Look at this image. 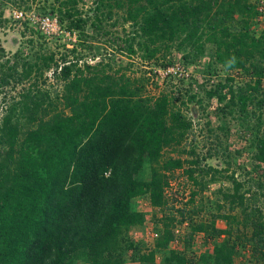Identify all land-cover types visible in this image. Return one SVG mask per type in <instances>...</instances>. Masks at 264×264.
Returning <instances> with one entry per match:
<instances>
[{"label": "trees", "instance_id": "trees-1", "mask_svg": "<svg viewBox=\"0 0 264 264\" xmlns=\"http://www.w3.org/2000/svg\"><path fill=\"white\" fill-rule=\"evenodd\" d=\"M114 1L136 28L121 46L123 53L133 56L141 50L151 60L179 41L180 48L202 56L212 44L215 63L228 73L242 70L255 80L248 87L264 94V35L257 38L250 31V20L264 14V0L257 5L247 0H108L110 10ZM104 2L98 0V9ZM63 13L72 19L71 28L81 26L71 10ZM237 19L241 26H231ZM4 56L0 48V61ZM40 59L22 72L16 61L0 62V264H188L182 253L170 249L176 237L174 215L160 216L159 238L150 250L131 232L147 221L138 199L156 210L168 207L169 173L182 169L184 161L164 160V150L183 143L191 122L175 110L169 94L143 96L130 77L110 76L103 62L82 65L63 58L58 63L54 54ZM53 66L65 83L60 100H53L41 81ZM232 95V104L239 99L245 111L250 95ZM258 141L256 160L264 163V138ZM187 173L201 185L194 168ZM256 185L246 198L236 182L234 194L225 197L231 210L242 207L250 234L233 237L234 228L218 229L215 220L191 225L189 239L197 233L211 239L225 235L203 256L205 264H235L247 243L257 264H264V213L257 207L264 183ZM179 212L183 223L186 212ZM218 217L240 223L236 215Z\"/></svg>", "mask_w": 264, "mask_h": 264}, {"label": "rangeland", "instance_id": "rangeland-1", "mask_svg": "<svg viewBox=\"0 0 264 264\" xmlns=\"http://www.w3.org/2000/svg\"><path fill=\"white\" fill-rule=\"evenodd\" d=\"M247 1L254 5L260 2ZM97 2L0 0V48L5 51L0 62L6 59L16 61L21 72L27 64L41 63L40 57L48 54H54L58 63L63 58L79 61L82 65L85 62L94 65L103 62L110 76L117 78L124 74L130 77L132 86L141 88L139 92L143 96L169 94L175 110L182 111L192 128L180 146L164 150L163 159L181 158L184 167L169 173L166 209L156 210L146 199L137 201L138 208L147 214V221L143 228L133 229L131 236L138 242H144L146 250H150L159 238L157 229L161 228V223L157 221L160 216L174 215L177 219L174 227L176 237L170 249L182 253L189 260L188 264H205L203 256L211 254L215 243L224 239L225 235L211 239L204 233H197L189 239L193 223L211 224L215 220L218 229L234 228L233 237L239 232H252V225L243 224L242 207L231 210L225 197L234 194L236 182L241 184L240 194H245L246 198L252 195L247 193L250 189L256 192L257 183H264V163L256 160L258 140L264 138V94L248 87L254 85L255 80L252 81L242 70L228 73L215 63L212 44L206 45L202 56H196L190 47L180 48L179 41L168 50L164 48L151 60L146 59L141 50L133 56L123 53L121 46L135 36L136 28L125 21V9L120 8L118 2H113L111 10L108 0L99 9ZM68 10L74 14V21L82 20L80 27H70L72 19H67L63 13ZM17 12H23L22 17H17ZM47 19L51 22L50 26L43 24ZM239 19L232 21L231 26L240 27ZM84 20L87 21L85 25ZM250 31L252 36L261 37L264 35V22L251 19ZM139 41V38L135 41L137 49ZM107 64H111L113 70H109ZM55 70L53 66L41 81L44 88L50 91L52 99L60 100L58 94L63 92L65 83L59 73H54ZM181 71L184 72L182 76L178 75ZM220 86L223 88L219 90ZM216 91L217 94L210 96ZM242 91L250 95L245 111L241 110L239 99H235L236 104L231 101L233 92ZM2 97L0 118L4 106ZM64 111L70 113L69 109ZM190 168L195 169L194 177L201 185L190 178L187 173ZM147 169L145 176L150 179L149 167ZM257 207L262 208L264 213V197L258 201ZM179 210L186 212L187 220L183 223L180 222ZM219 214L239 216L240 223L230 224L225 218L218 217ZM247 245L246 249L239 248L241 253L236 254L235 264H257L250 253V244ZM77 264L84 262L78 260Z\"/></svg>", "mask_w": 264, "mask_h": 264}, {"label": "built area", "instance_id": "built-area-1", "mask_svg": "<svg viewBox=\"0 0 264 264\" xmlns=\"http://www.w3.org/2000/svg\"><path fill=\"white\" fill-rule=\"evenodd\" d=\"M16 14H17V17H22L23 12H17ZM259 20H261V21L264 22V14L261 15V17H260ZM43 24H44L45 26H50V25H51V22H50L49 19H47V20H44V21H43ZM179 70H180V69H178L177 71H175V73H177ZM169 71L171 72V70H169ZM182 74H184L183 71H181V73H179L178 75H181V76H182ZM187 75H188V74H187ZM263 89H264V83H263Z\"/></svg>", "mask_w": 264, "mask_h": 264}, {"label": "crops", "instance_id": "crops-1", "mask_svg": "<svg viewBox=\"0 0 264 264\" xmlns=\"http://www.w3.org/2000/svg\"><path fill=\"white\" fill-rule=\"evenodd\" d=\"M139 200H141V199H138L137 201H139ZM145 200V199H144ZM140 210V209H139ZM140 211H142V210H140ZM144 227V226H143ZM143 227H136V228H143ZM135 229V228H134ZM136 264V263H135Z\"/></svg>", "mask_w": 264, "mask_h": 264}]
</instances>
